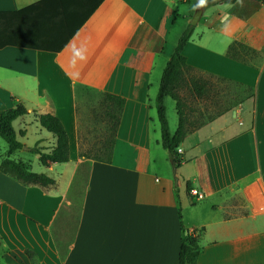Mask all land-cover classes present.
<instances>
[{
  "label": "crops",
  "instance_id": "0c3cea01",
  "mask_svg": "<svg viewBox=\"0 0 264 264\" xmlns=\"http://www.w3.org/2000/svg\"><path fill=\"white\" fill-rule=\"evenodd\" d=\"M198 4L0 0V11L17 19L20 41L39 47H0V109L14 100L26 109L11 121L22 145L9 154L1 146L0 158L21 160L53 179L28 185L0 170V263L176 264L183 226L198 231L195 264H264V0L199 4L182 48L185 62L195 74L241 87L242 95L184 135L176 167L159 141L151 101ZM75 23L57 51L40 49L57 45ZM231 42L251 50L244 61L226 54ZM77 50L86 58L76 57ZM82 88L123 98L108 161L78 154L90 122ZM166 97L172 133L176 116L167 115ZM39 113L62 124L66 161L41 164L30 149L46 152L54 144ZM186 182L200 199L190 200Z\"/></svg>",
  "mask_w": 264,
  "mask_h": 264
},
{
  "label": "trees",
  "instance_id": "16d2710c",
  "mask_svg": "<svg viewBox=\"0 0 264 264\" xmlns=\"http://www.w3.org/2000/svg\"><path fill=\"white\" fill-rule=\"evenodd\" d=\"M199 4L200 0H196ZM235 0H205L201 5L215 4V3H232ZM17 19L12 12L0 11V47L4 45L25 46L20 40L21 38L13 31ZM79 25V23L69 24L65 37L60 40L55 46H40V49H48L50 51H57L66 38L72 31ZM193 24L186 23L178 35L175 44L165 64L161 70L157 90L154 97V110L156 120L159 126V141L161 146L166 149L167 155L170 158L173 166H177L181 160L180 154L176 151L184 135L193 131L218 115L222 111L210 116L206 121H195L189 119L185 113L183 106L184 103L180 96L179 91L182 88H187L191 95L194 97H205L209 91V76L198 75L192 72V68L185 62V57L182 54V48L188 39ZM39 48V47H33ZM251 51L248 47L237 43L231 42L226 48V54L238 60H245L246 54ZM83 90H86L82 88ZM101 95V104L98 105L100 109L93 112L96 122L102 125V133L95 134L93 140L86 139L84 143L80 142L78 147V154L87 158H94L98 160L108 161L111 157L112 146L114 142L115 129L118 123L119 113L123 104V98L107 92L99 93ZM169 96L174 101V108L176 114V127L172 133H169L167 128L166 117L164 113L163 98ZM100 102V101H99ZM26 112L23 104L19 101H13L12 106L0 109V137L5 141L7 148L6 153L9 154L22 144L16 139L15 132L12 128L11 121ZM92 118V116H91ZM38 124L46 131L54 136L53 146L46 152L40 151L36 146L30 149L38 154L37 159L41 164H48L51 162H62L68 159V144L66 132L60 123L59 119L51 113H39L36 115ZM93 121V120H92ZM87 133L91 129H86ZM0 170L7 173L20 181L23 184L38 185L41 187L53 183V179L48 175L32 171L28 163L21 160H14L7 155L0 158ZM190 186L188 182L185 184V191L188 194ZM180 226L181 235L179 246L176 255V264H195L196 254L198 252L197 234H193V229H186ZM27 251V250H26ZM2 264V263H0ZM14 264V263H7Z\"/></svg>",
  "mask_w": 264,
  "mask_h": 264
},
{
  "label": "rangeland",
  "instance_id": "374dc122",
  "mask_svg": "<svg viewBox=\"0 0 264 264\" xmlns=\"http://www.w3.org/2000/svg\"><path fill=\"white\" fill-rule=\"evenodd\" d=\"M208 82L210 83V89L205 97H194L187 88H182L179 91L184 103L183 109L185 113H187L188 118L191 120L194 119L195 121H206L210 116H214L224 108H233L241 98L242 88L239 86L228 83L222 79L209 78ZM80 94L84 99V112L90 117V122L85 123L83 127H85V129H91V132L87 134V140L91 141L94 139L93 136L95 134L102 133V125L100 122L97 123L95 121L97 117L95 118L93 114V112L95 113L100 110L98 105L101 104V95L97 92H93L92 90H84V92ZM153 99L151 102L154 105ZM166 100L170 103L171 107L169 109L167 108V115H169V111H171V114L175 119L176 114L174 109V101L169 96L166 97ZM5 145V141L0 137V148L1 146ZM21 153L26 154L27 152L22 151Z\"/></svg>",
  "mask_w": 264,
  "mask_h": 264
},
{
  "label": "built area",
  "instance_id": "2783aa9c",
  "mask_svg": "<svg viewBox=\"0 0 264 264\" xmlns=\"http://www.w3.org/2000/svg\"><path fill=\"white\" fill-rule=\"evenodd\" d=\"M176 151L179 153L181 151L180 147H177ZM188 195L191 201H196L202 197V193L194 188H189Z\"/></svg>",
  "mask_w": 264,
  "mask_h": 264
},
{
  "label": "water",
  "instance_id": "95a60500",
  "mask_svg": "<svg viewBox=\"0 0 264 264\" xmlns=\"http://www.w3.org/2000/svg\"><path fill=\"white\" fill-rule=\"evenodd\" d=\"M200 12H201V7H200V5L198 4V5H196V7L194 8V10H193V12H192L190 18L188 19V22L191 23V24H194V23L197 21L199 15H200ZM173 170H174V169L172 168V172H173ZM173 179L175 180V177H174V176H173ZM184 232H186V229L184 230Z\"/></svg>",
  "mask_w": 264,
  "mask_h": 264
},
{
  "label": "clouds",
  "instance_id": "9594fccd",
  "mask_svg": "<svg viewBox=\"0 0 264 264\" xmlns=\"http://www.w3.org/2000/svg\"><path fill=\"white\" fill-rule=\"evenodd\" d=\"M204 2H205V0H200V3H201V4H203ZM241 2H242V0H241ZM75 55H76V57H78V58L81 59V60H83V59L86 58L85 53H84L83 50H77V51L75 52Z\"/></svg>",
  "mask_w": 264,
  "mask_h": 264
}]
</instances>
